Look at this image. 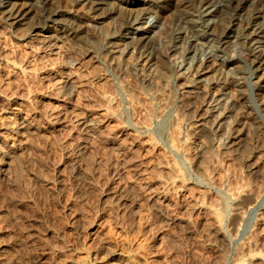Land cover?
<instances>
[{"label":"rangeland","instance_id":"rangeland-1","mask_svg":"<svg viewBox=\"0 0 264 264\" xmlns=\"http://www.w3.org/2000/svg\"><path fill=\"white\" fill-rule=\"evenodd\" d=\"M167 4L150 7L163 34L178 19L174 2ZM47 8L82 38H69L52 53L19 41L0 20V123H12L16 109H35L40 126L28 139L29 150L14 158L15 180L0 190L1 263L233 264L237 249L248 246L264 255V100L257 79H248V62L241 92L229 86L222 97V90L184 89L166 68L160 101L127 66L108 58L109 51L135 58L123 43L107 42L116 14L99 18L60 0ZM234 24L239 29V19ZM234 44H225V52L241 56ZM159 53L168 67L179 56L163 47ZM222 69L212 75L221 78ZM47 116L55 128L44 126ZM196 116L208 124L200 137L183 129ZM87 120L97 134L78 160L73 147L83 138L79 123ZM165 180L175 183L161 189ZM121 188L129 197L125 206L111 194ZM161 190L168 201L163 214L152 204ZM195 203L217 211V229ZM214 229L220 235L212 242L206 236Z\"/></svg>","mask_w":264,"mask_h":264},{"label":"bare ground","instance_id":"bare-ground-1","mask_svg":"<svg viewBox=\"0 0 264 264\" xmlns=\"http://www.w3.org/2000/svg\"><path fill=\"white\" fill-rule=\"evenodd\" d=\"M60 1L65 4L87 8L88 11L97 13L96 16L99 18H107L108 16L111 17L112 14H116L118 19L116 18L117 21L114 23V32L107 36V42L108 40H117L123 43V46L125 45L127 49V53L135 54V58L130 60L131 58L122 56L124 58L123 61L121 55L116 56L114 54L111 56L112 53L107 50L106 52L110 54L108 58L118 68L127 66L126 69L128 70L129 68L133 72V75L135 74L139 78L141 83L148 85V95L151 98H160L161 101V97H165V87L163 85L166 83V79L161 77V75H166L163 72L166 68H173L172 74L169 73L171 78L182 80L184 89L205 90L206 92L214 93L217 90H222L223 93L219 96L222 97L228 87L232 86L235 93H239L241 92L240 80L244 77L242 65H246L245 62H248V65H246L250 68L248 79H257L258 85L256 88L262 94L260 95L264 100V87L260 86L261 83H264V0ZM172 1L175 4V8H177L178 19L175 24L170 23L169 29L163 34L160 32L161 27L155 25L156 22L152 23V20L157 19L158 15L154 12L156 8L151 9L150 7L152 5L160 7ZM50 4L51 0H0V20L19 41L34 43L38 45L37 48L39 49L44 47L48 48L50 52L56 53L69 38L79 41L82 37L78 36L73 24L65 21L66 19H61L58 11H50L47 8ZM145 4H150V9L141 7V5ZM238 19L242 26L240 25L239 29H235L234 21ZM139 24H145V26H140ZM123 32L127 34L123 35ZM231 39L235 41L234 45L242 51L241 56H234L235 54L229 55L225 52L223 46L228 44ZM162 47L163 49L167 48L171 53L179 55L176 56L171 67H168L165 62L162 63V60L158 59L160 55L159 50ZM221 67H223L220 72L221 78L213 76L212 73L214 71L216 73ZM229 67L230 69L226 71L225 69ZM153 68H159L158 72L156 73ZM252 68H254L253 71H251ZM22 71L26 73L25 70ZM125 72L124 74L127 75ZM255 73L258 76H253ZM189 93L188 91H182V95ZM229 95L231 96L232 94ZM177 100L181 103L182 108L183 106H187L183 102V96ZM218 102L216 98V103ZM214 108L209 110V113ZM14 116L12 123H0V190L9 185L11 186L13 180H15V176L18 173V163L14 162L15 156H17L18 152L29 150V147H31L28 143L29 137L40 132L38 128L40 126L39 124L37 125L35 120V109L29 113L16 109ZM200 117L198 116V119H194L192 124V119L190 122L188 121V124L184 123L183 129L185 128L184 130L186 131L188 129L193 130V133L199 136L207 124L204 119L205 117ZM178 118L180 117L178 116ZM213 118L216 119L218 116H213ZM45 119L44 126L46 128H55L57 122L54 118L47 116ZM85 121L79 123L82 126L83 138L73 147L78 160L84 159V144L87 143L88 139L93 138L97 134L94 123L91 124L92 122ZM185 124L187 125L185 126ZM228 137L227 132L226 138L228 139ZM234 137L232 136L231 139ZM175 150L177 151V148ZM175 179H177V176ZM173 183H175V180L159 181V184L162 186H160L161 189ZM111 194L118 206H125L129 199L122 188ZM155 194L152 204L156 208L155 210L161 214L168 202L166 193L156 191ZM193 207L195 210L207 211L213 217L215 228H218L222 218L213 207L206 208L202 203H195ZM233 212L239 216L241 213L240 207H235ZM179 222L183 224L187 223L184 220H180ZM219 235L214 229L207 234L206 238L213 242ZM4 247L3 244L0 248L1 253L5 252ZM248 248L240 247L237 249L233 264H264V255L261 253H250ZM1 262L0 258V264H2Z\"/></svg>","mask_w":264,"mask_h":264}]
</instances>
